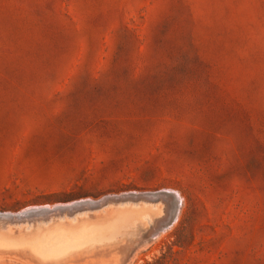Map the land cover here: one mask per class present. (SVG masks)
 Returning <instances> with one entry per match:
<instances>
[{"label":"rangeland","instance_id":"rangeland-1","mask_svg":"<svg viewBox=\"0 0 264 264\" xmlns=\"http://www.w3.org/2000/svg\"><path fill=\"white\" fill-rule=\"evenodd\" d=\"M160 190L71 264H264V0H0V212Z\"/></svg>","mask_w":264,"mask_h":264},{"label":"bare ground","instance_id":"bare-ground-1","mask_svg":"<svg viewBox=\"0 0 264 264\" xmlns=\"http://www.w3.org/2000/svg\"><path fill=\"white\" fill-rule=\"evenodd\" d=\"M136 201L140 202L138 206H134L132 202L126 201L114 203L119 206L117 208H111L110 211L102 216L82 219L74 218L70 221H52L51 219L48 223L32 224L33 227H29V232H20L17 234L12 232H0V248L4 251L14 250L22 252L23 254H28L30 257V264H64L67 261L71 264L70 260L92 254L95 255L96 253L111 248H113L114 251L120 250L122 252L123 250L120 248L123 247V242H134V240L141 238L144 234L148 236L156 234L158 230L163 227L159 228L161 224H165L168 219L167 217L165 220L157 221L160 214L162 216L164 215L161 213L163 210L161 207L163 206L160 204L156 206H146L144 203H151L154 201ZM41 219L42 218H40V220ZM28 230L29 229H27V231ZM158 235H160L159 232ZM120 244L122 247L120 246L119 248L118 246ZM126 248L124 249L125 251ZM124 253H127V251ZM81 258L79 260L84 259Z\"/></svg>","mask_w":264,"mask_h":264},{"label":"water","instance_id":"water-1","mask_svg":"<svg viewBox=\"0 0 264 264\" xmlns=\"http://www.w3.org/2000/svg\"><path fill=\"white\" fill-rule=\"evenodd\" d=\"M165 196H170L173 198V213H172V220L168 224H161L159 228H162L158 230L159 233H164L168 229L172 227V225L175 223L176 217L179 212V208L181 206V201L179 200L177 194L174 191L171 190H160L156 192H146V193H124L117 196H106L103 197L97 201H91V200H80L76 202H72L70 204L66 205H56L53 207H32V208H26L21 211L10 213V212H0V232H12L14 234L24 232L27 230L30 226V221L38 220L42 217L41 215H48V216H59L62 214H68L71 215L72 213H75L80 210H86V209H97L101 206L114 203H121V202H132L136 203L140 200L142 202L144 201H156L158 199H161ZM149 203V202H147ZM24 226L23 228H20L21 226ZM165 225V226H164ZM20 230V231H18ZM158 232L156 234H153L151 236H148L147 234L143 235L140 239V243L149 240V239H155L158 235ZM16 252V253H14ZM131 253V252H130ZM129 254V253H128ZM15 256V257H14ZM15 259V262L21 263V264H30V257L26 253L17 252L14 250H2L0 248V262L5 261L7 259L13 260Z\"/></svg>","mask_w":264,"mask_h":264}]
</instances>
